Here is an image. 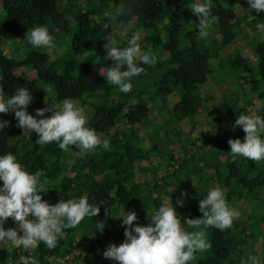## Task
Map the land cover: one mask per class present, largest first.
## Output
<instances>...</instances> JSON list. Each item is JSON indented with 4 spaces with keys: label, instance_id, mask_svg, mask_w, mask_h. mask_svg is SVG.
I'll use <instances>...</instances> for the list:
<instances>
[{
    "label": "trees",
    "instance_id": "16d2710c",
    "mask_svg": "<svg viewBox=\"0 0 264 264\" xmlns=\"http://www.w3.org/2000/svg\"><path fill=\"white\" fill-rule=\"evenodd\" d=\"M193 2L0 0V87L5 94L29 88L33 103L27 111L32 115L52 101L71 98L87 110V126L110 140L109 150L100 147L83 156L75 147L64 152L55 144L37 145L35 133L30 139L23 136L14 113L0 114V120L10 122L0 132V155L13 153L29 173L43 170L44 193H39L43 200L55 205L60 199L86 194L90 203L100 205L97 217H86L66 230L55 249L41 243L32 253L38 261L66 257L97 239L79 260L116 264L103 253L110 245L125 242V229L117 218L124 211H135L134 223L140 226H148L152 210L164 203L174 206L182 219H200L199 199L211 187H220L240 216L226 230L202 225L211 246L196 253L189 264H251V255L264 264V160L233 156L228 144L230 139L243 142L246 133L235 126L241 114L250 115L260 103L262 108L255 113L264 117V32L255 28L256 23H264V13H251L246 0H213V26L206 37H200L197 18L190 11ZM121 4L127 14L114 22L108 14ZM250 15L257 20L248 23ZM39 25L56 37L61 53L26 43L28 30ZM113 28L126 31L114 38L120 47L127 46L132 32H139L144 50L169 54L165 61L141 65L145 73L133 79L127 94L110 85L101 72L114 64L107 63L104 39ZM246 32H258L247 44L248 51L238 50L224 59L225 75L237 76L231 91L218 90L224 91L220 102L213 94L205 95L215 86L213 62ZM18 43L21 47L15 49ZM201 115L207 121L197 127ZM185 123L191 125L193 137L184 134L187 127L184 130L181 124ZM171 125L176 130L170 131ZM177 136L180 140H175ZM183 136L189 138L187 144L181 141ZM10 221L5 222L6 230ZM98 221L105 224L102 232L97 231ZM182 226L188 227L183 221ZM28 254L5 249L0 264Z\"/></svg>",
    "mask_w": 264,
    "mask_h": 264
},
{
    "label": "clouds",
    "instance_id": "9594fccd",
    "mask_svg": "<svg viewBox=\"0 0 264 264\" xmlns=\"http://www.w3.org/2000/svg\"><path fill=\"white\" fill-rule=\"evenodd\" d=\"M213 0H194L190 7L191 13L197 18L198 35L206 37L212 28ZM249 11L264 13V0H246ZM127 14L124 4L114 8L108 15L112 21H118ZM257 20L253 15L248 23ZM258 32H264V23H256ZM106 59L114 61L112 67L102 70L107 82L115 86L121 93H129L132 81L145 73V66L156 63V57L141 46V34L134 33L127 40L126 47L110 36L105 37ZM34 48L55 50L56 37L47 26L39 25L29 29L24 39ZM33 103V95L29 88L18 87L14 94L7 96L0 87V114L14 113L17 127L29 139L36 134L37 145L55 144L60 150L67 152L75 147L83 156L93 153L102 147L109 150L110 140L88 125L84 108L71 98L53 102L50 106L37 109L35 115L27 109ZM45 103L48 99L45 98ZM46 113L50 116L46 117ZM39 118V119H38ZM8 121L0 120V132L9 127ZM235 126L246 133L243 142L230 139V154L241 156L250 161L264 160V117L241 114L235 120ZM45 173L38 170L29 173L18 161L16 155L9 152L0 155V242H9L12 246L27 251V256H20V264H39L32 253L43 243L49 250L55 249L58 239L67 234L66 230L76 228L81 221L95 218L100 213V205L89 202L88 195L78 198L60 199L55 205L43 200L39 193H44L41 177ZM195 187V184L192 182ZM184 194H182L183 196ZM181 203V201H177ZM200 219H182L178 217L174 206L167 203L154 208L150 224L140 226L134 222L138 217L135 211H124L119 217L124 227L125 242L120 246L110 245L103 256L116 264H189L198 252L210 248L201 226L226 230L231 228L233 221L240 212L231 208L224 191L220 187H211L203 199H199ZM109 215V212H108ZM11 218L18 224V229H5V222ZM182 221L188 227L182 226ZM97 231H103L105 224L98 221ZM188 228L193 229L189 231ZM22 233V234H18ZM251 264H260L256 255L248 258Z\"/></svg>",
    "mask_w": 264,
    "mask_h": 264
},
{
    "label": "rangeland",
    "instance_id": "374dc122",
    "mask_svg": "<svg viewBox=\"0 0 264 264\" xmlns=\"http://www.w3.org/2000/svg\"><path fill=\"white\" fill-rule=\"evenodd\" d=\"M0 16H1V11H0ZM136 33V32H134ZM132 32V34H134ZM261 33V32H260ZM258 34L257 33H253V32H246L244 33L243 36H241L232 46L229 50L225 51L224 53L221 54L220 56V59L218 60H215L213 62V68H214V74H213V82H214V85L215 86H212L211 88L207 89L206 91V94L205 95H208L209 93L210 94H213L217 100H219V102L221 101L222 99V95H221V92H224V91H221L219 92L218 90H224V89H227V91H231V85L234 83L235 81V78H237L236 75H225V72L226 71L224 69V63H225V60L226 59V55H229V54H234L236 51L238 50H243V51H248L246 48L247 47V44L249 43V41H251L252 39L256 38V35ZM117 35H126V31H121L119 30L118 28H113L112 29V33H111V38H116ZM261 41V39L257 41V44ZM67 42V41H66ZM65 44V43H64ZM63 44V46H64ZM256 44V45H257ZM18 47H16L15 49H20L21 45L20 43H18L17 45ZM17 52V50H16ZM155 57H156V63L159 62V61H165L169 58V54L166 53L165 51L163 50H159L157 52H154L152 53ZM112 62L114 61H111V60H107V63L108 65L111 64ZM106 63V64H107ZM223 79V80H222ZM223 81V82H222ZM212 82V84H213ZM223 87V88H221ZM245 89L248 91L249 90V87L248 86H245ZM239 92V91H237ZM243 94V93H241ZM250 94V93H248ZM248 96V95H247ZM248 102H250V97L246 98ZM254 99V98H253ZM257 104V105H256ZM254 105H256V108L257 110H254L251 112V114L255 113V111H258L259 108H262V104H258L256 103ZM217 105L215 104L214 106V109L217 110ZM214 110V111H215ZM85 113L87 114V110H85ZM250 114V115H251ZM257 114V113H255ZM222 115V114H221ZM157 117V113H155L153 116H152V119L156 118ZM163 118V117H162ZM159 119V118H158ZM164 119L166 120H169L170 119V116L168 115V113H165L164 115ZM163 119V120H164ZM171 121V120H170ZM207 119H205V117L203 115H201L199 117V119L195 122L197 127H202L204 123H206ZM157 122V123H156ZM160 122V121H159ZM159 122L158 121H155V124L156 125H159ZM182 125V128L184 129V127H187V130H185L186 132L184 133L185 135H189L190 137H193L194 136V131L191 129V125H189L188 123H185V124H181ZM180 129H181V126L179 125ZM152 128V127H151ZM177 126L176 125H171L169 130L170 131H174L176 130ZM178 139L180 140V138L177 136L175 138V140ZM187 139H189L188 137L186 136H183L181 137V141L184 143V144H187ZM202 142L199 143V145H201ZM164 171V170H162ZM119 215V214H118ZM117 217V215H116ZM151 223V222H150ZM149 223V224H150ZM9 228H13V229H18V224L15 223L13 220L8 222L7 223V229ZM18 234H22V233H19ZM253 242V241H251ZM10 246H12L9 242L5 241V242H0V252L5 250V249H8Z\"/></svg>",
    "mask_w": 264,
    "mask_h": 264
},
{
    "label": "built area",
    "instance_id": "2783aa9c",
    "mask_svg": "<svg viewBox=\"0 0 264 264\" xmlns=\"http://www.w3.org/2000/svg\"><path fill=\"white\" fill-rule=\"evenodd\" d=\"M257 115V114H256ZM97 239L95 240H90L88 242H86L83 246L79 247L78 249H76L72 254L66 256V257H48L46 258L45 261L43 262H39V264H86V262H83L81 260H79V257H85L86 256V250L88 247L91 246V244L93 242H95ZM8 251L10 253H15L16 251L18 253H25L27 251L21 249V248H17L14 246H10L8 248ZM9 264H20V259L18 260H14L13 257L9 260Z\"/></svg>",
    "mask_w": 264,
    "mask_h": 264
}]
</instances>
